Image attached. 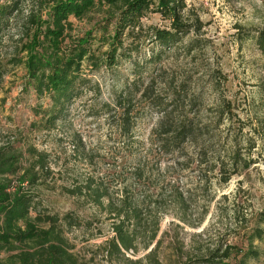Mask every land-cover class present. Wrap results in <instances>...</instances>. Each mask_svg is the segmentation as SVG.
Wrapping results in <instances>:
<instances>
[{"label": "rangeland", "instance_id": "1", "mask_svg": "<svg viewBox=\"0 0 264 264\" xmlns=\"http://www.w3.org/2000/svg\"><path fill=\"white\" fill-rule=\"evenodd\" d=\"M8 1L0 0V6ZM45 2L23 0L0 33V145H15L26 159L31 147L46 153L52 170L50 178L33 188L37 199L31 217L74 211L89 224L68 232L73 252L89 264H110L99 250L114 235L109 214L88 197L65 193L66 188L94 179L117 196L127 193L147 204L146 195L153 196L145 218H161L151 249L160 241L165 264L206 256L225 244L247 248L244 238L264 213V54L257 46L264 29V0H186L183 21L196 25L198 19L200 32H192L170 50L156 47L145 35L126 37L131 58H119L114 67L104 62L94 70L86 63L88 83L71 104L67 119L51 130L39 111L50 109L49 102L41 104L27 82L24 63L15 62L26 60L23 48L35 30L31 17L48 20ZM120 6L96 0L83 18L69 20L72 36L91 32L97 39L93 50L101 61ZM141 25L145 33L169 28L171 21L149 13ZM162 108L174 123L184 121L192 127L195 142H188L183 158L163 156L155 149ZM237 149L238 169L244 161L252 164L223 183L219 169L212 168L224 161L232 171L230 154ZM22 164L27 167L29 161ZM138 169L144 171L140 180ZM176 191L183 192L187 208H179ZM1 246L0 260L19 252ZM254 247L261 256L249 264H264V240H255ZM140 249L128 257L143 258L147 252Z\"/></svg>", "mask_w": 264, "mask_h": 264}, {"label": "trees", "instance_id": "2", "mask_svg": "<svg viewBox=\"0 0 264 264\" xmlns=\"http://www.w3.org/2000/svg\"><path fill=\"white\" fill-rule=\"evenodd\" d=\"M103 1L109 6L121 5L118 15L114 17L115 21H110L114 30L105 41L109 45V50L102 55L105 61H101L93 50L97 39L93 40L91 32L86 33L84 37H74L69 32L70 18H83L95 7L96 0H46L48 20L43 21L35 15L31 17L35 30L31 42L23 48L27 51L26 60L23 62V59H18L15 62L24 63L27 82L33 87L41 104L49 102L50 109H39L47 129L51 130L58 121L66 120L71 104L81 96L88 83L85 75L86 63L94 70L104 62L114 67L119 58H131L127 54L130 50L124 45L126 37L140 39L139 37L145 35L156 47L170 50L192 32H200L202 28L198 19L196 25L184 23L186 0ZM21 3L23 0H10L0 6V33L7 26L8 19L20 11ZM149 13H159L169 19L170 27L150 28L143 33L141 21ZM257 46L264 54V29L258 33ZM148 92L149 90L144 92L145 98ZM156 105L162 106L158 103ZM160 110L161 121L154 133L155 149H159L163 156L184 154L188 142H195L192 127L187 126L184 121L174 123L166 108ZM240 153L237 149L230 154L232 171H229L224 161H218L215 165L217 167L212 168L219 169L223 183H228L232 176L240 174L243 169H249L252 164V161H244L242 169H238ZM28 155L29 159H26L25 154L13 144L0 145V244L2 250L19 251L9 256L7 261L0 260V264H89L79 260L67 237L70 229L82 228L89 224L87 221L84 222L74 211H69L63 216L45 212L31 217L37 199L33 188L42 179L50 178L52 170L46 153L31 147ZM180 158H183V155ZM24 160L29 161L27 167L22 164ZM191 163L194 164V161ZM143 176L144 171L138 169L136 177L140 180ZM65 190L69 196L88 197L96 207L106 210L109 219L113 221L114 235L99 248L104 260L110 264H165L159 255L160 241L151 249L160 232L161 218L157 215L145 218L146 210L151 208L153 196L146 195L148 204L146 199L140 202L129 197L127 193L117 196L116 192H110L108 187L94 179ZM177 195L179 208H187L183 192H178ZM259 221L244 238L248 243L247 248L220 245L206 256H186L181 264H249L251 260L259 259L261 253L254 247V242L264 240V229L261 227L264 223V213H261ZM141 247L147 252L143 258L133 260L128 257L130 252L139 254Z\"/></svg>", "mask_w": 264, "mask_h": 264}]
</instances>
